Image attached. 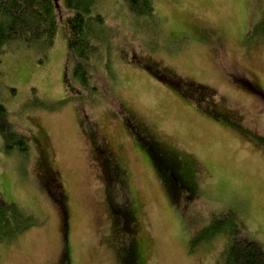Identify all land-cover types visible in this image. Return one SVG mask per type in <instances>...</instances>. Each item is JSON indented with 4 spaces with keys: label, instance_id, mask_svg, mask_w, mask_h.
<instances>
[{
    "label": "rangeland",
    "instance_id": "obj_1",
    "mask_svg": "<svg viewBox=\"0 0 264 264\" xmlns=\"http://www.w3.org/2000/svg\"><path fill=\"white\" fill-rule=\"evenodd\" d=\"M155 4L159 22L150 25L135 20L124 0L97 1L111 32L102 56L117 82L109 88L98 70L101 102L82 111L66 99L68 11L61 0L53 48L13 43L0 55L1 100L31 144L27 152L4 150L0 136V195L30 223L0 244V264H227L232 234L224 229L233 221L264 248V150L249 132L264 136V102L242 82L264 88V0ZM224 112L245 129L225 123ZM136 123L172 151L183 174L190 165L193 198L182 190L173 202L138 143ZM94 142L124 170L118 188L108 189L111 169ZM110 194L130 209L129 230ZM200 231L210 242L193 241Z\"/></svg>",
    "mask_w": 264,
    "mask_h": 264
},
{
    "label": "trees",
    "instance_id": "obj_2",
    "mask_svg": "<svg viewBox=\"0 0 264 264\" xmlns=\"http://www.w3.org/2000/svg\"><path fill=\"white\" fill-rule=\"evenodd\" d=\"M64 8L68 14L64 18L65 28H67L68 36V56H69V70L65 72L66 82L69 83L71 93L66 97L67 100H72L76 103L77 107H85V105L94 107L101 102L100 92L97 86L93 83L95 80V73L98 70H103L109 81V88H115L117 75L112 69V63L109 61L108 55L102 56V48H109L110 44V31L106 25L104 16L97 9L98 0H61ZM128 11L134 19H147L150 25L157 24L159 17L156 13V0H124ZM60 0H0V55L8 53V47L13 43H22L31 46H43L45 50L53 48L54 43L59 34L60 23L58 18V8ZM264 25V21L262 22ZM258 25L247 32V36L257 34ZM150 29V28H149ZM264 29V28H263ZM261 35V34H258ZM264 37V32L262 33ZM106 52V51H105ZM104 61V63L101 62ZM150 68V69H149ZM147 68L152 75L162 81H168V78L157 69ZM162 71V70H161ZM168 76V73H166ZM4 73L0 70V84L3 80ZM74 85H71V83ZM171 84L179 88L180 82H172ZM72 86V87H71ZM76 87L78 91H76ZM201 91H206L204 87H200ZM69 89H67L68 92ZM210 98V96L203 97ZM202 97L196 98L195 101L203 108L210 112L204 104L206 101ZM213 111H211L212 113ZM214 114V113H213ZM225 123L234 127L233 123L224 117ZM137 127L139 135L147 136L148 146L139 140L141 147L152 156L151 162L162 177L164 183L171 189L172 200L174 203L179 200L176 199L178 193L186 190L190 198L195 195L194 176L192 175V168L189 167L187 175L180 171L179 160L171 156L168 160V155L171 154L160 141H158L150 132L145 128H140L138 123L133 124ZM132 126V125H130ZM0 136L3 139V149L12 150L17 149L20 152H27L30 149V139L21 134L13 122L9 109L3 103L0 96ZM95 149L101 152L99 145L95 142ZM153 151V152H152ZM155 152V153H154ZM158 154L159 158L155 156ZM105 157V156H104ZM106 165L103 168L111 169V161L104 160ZM114 163V161H112ZM170 164H169V163ZM115 164V163H114ZM174 172V180L171 177L172 169ZM120 170V169H119ZM109 172V170L107 171ZM114 172H110L108 189L112 190L113 187L118 188L114 177L111 176ZM123 178V176L120 174ZM175 179H177L175 181ZM112 194L109 195L110 206L118 217V212L127 211L128 206L120 203L114 204L111 199ZM120 204V205H118ZM130 210V209H128ZM131 213V212H130ZM26 215L15 204H10L4 201L0 195V244L4 241L10 240L13 236H17L24 232L27 228ZM223 221H221L222 223ZM28 223V227H29ZM216 222L209 228L212 231L211 236L218 234ZM126 225V229L130 228ZM208 229V228H207ZM206 229V230H207ZM205 230V231H206ZM203 231V230H202ZM202 231L194 236L195 243H206L210 239H206L202 235ZM224 232L232 234V241L229 249L227 250V264H264V248L256 241L249 237L242 236L241 231L238 229L237 223L233 221L230 225H226ZM1 246V245H0ZM133 261L134 255L128 257Z\"/></svg>",
    "mask_w": 264,
    "mask_h": 264
},
{
    "label": "flooded vegetation",
    "instance_id": "obj_3",
    "mask_svg": "<svg viewBox=\"0 0 264 264\" xmlns=\"http://www.w3.org/2000/svg\"><path fill=\"white\" fill-rule=\"evenodd\" d=\"M243 82V85L247 88V89H249V90H251L257 97H260V99H262V101L264 102V88L263 87H257L252 81H242ZM224 114H225V116L224 117H226L227 119L226 120H229L230 122H232L233 123V125H234V127L235 128H239V129H245V128H243L240 124L241 123H238L237 121L235 122H233V120H231V118L233 117V114H229L228 112H224ZM141 128V127H140ZM248 131V130H247ZM249 132L250 133H252V135L250 136L251 138H252V140H254L255 139V141H256V143H257V145H258V147H260V148H262V150H264V136H260V135H258V134H256V133H254V132H252L251 131V129L249 130ZM147 136H142L141 134H140V141L142 142V143H144L145 145H147L148 144V140H147V138H146ZM148 146V145H147ZM153 152V151H152ZM101 153L102 154H104L103 156H105L106 158H105V160L106 159H109L110 161H111V157H110V154L108 153V151H104V150H101ZM107 153V154H106ZM148 153H149V151H148ZM147 153V154H148ZM155 153V152H154ZM148 156L152 159V156L150 155V154H148ZM155 156L157 157V158H159V156H158V154H155ZM111 159H110V158ZM169 158H171V156L170 155H168V160H170ZM98 159V158H97ZM150 159V160H151ZM169 163V162H168ZM112 164H114V163H112ZM170 164V163H169ZM111 167V172H114L113 174H112V176H111V179L117 174V177H114V181H116V185L118 186V184H119V182L118 181H120V182H122L123 183V181H124V170L120 167V166H118L117 164H115V166H113V165H111L110 166ZM169 168H171L172 169V174H171V177H172V179L174 180V170H173V168L170 166ZM168 168V166H167V170L169 169ZM120 169V170H119ZM170 169H169V174H170ZM122 175L123 176V178L121 177V176H119V175ZM55 181H57L56 183H55V186H57L58 188H60V187H62L61 186V184L59 183V181H58V179H57V177H55ZM54 179L52 178V181H53ZM118 180V181H117ZM161 180L163 181V179H162V177H161ZM177 179H175V181H176ZM165 181V180H164ZM54 182V181H53ZM169 191H171V189L169 190ZM63 197H65V194H63ZM118 217H120L121 219V222H124V224L125 225H128L130 222H132L133 220V218H132V215H130V213H129V210L127 209V211H125V212H123V211H120V212H118ZM117 216V215H116Z\"/></svg>",
    "mask_w": 264,
    "mask_h": 264
}]
</instances>
